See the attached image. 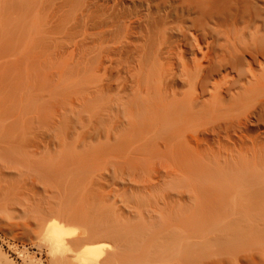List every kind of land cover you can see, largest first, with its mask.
Segmentation results:
<instances>
[{"label": "rangeland", "instance_id": "1", "mask_svg": "<svg viewBox=\"0 0 264 264\" xmlns=\"http://www.w3.org/2000/svg\"><path fill=\"white\" fill-rule=\"evenodd\" d=\"M131 7L0 0V264H264V125L241 147L222 127L240 110L168 104L160 66L126 42Z\"/></svg>", "mask_w": 264, "mask_h": 264}, {"label": "bare ground", "instance_id": "2", "mask_svg": "<svg viewBox=\"0 0 264 264\" xmlns=\"http://www.w3.org/2000/svg\"><path fill=\"white\" fill-rule=\"evenodd\" d=\"M257 1L132 0L125 14V41L160 66L161 79H168V104L178 110H240V117L222 127L225 132L236 129L240 146L249 140L253 149L260 139L247 134V122L264 125V7ZM178 82L192 83L193 94L179 93ZM47 225L52 245L65 248V225L56 220ZM98 249L94 239H86L76 249L77 257L91 262L101 254Z\"/></svg>", "mask_w": 264, "mask_h": 264}]
</instances>
